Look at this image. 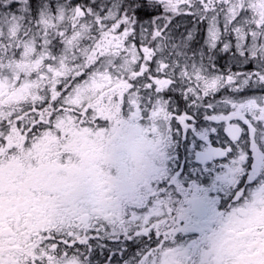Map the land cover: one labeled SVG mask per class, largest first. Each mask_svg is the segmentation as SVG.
<instances>
[{
  "label": "snow or ice",
  "instance_id": "6c2138e0",
  "mask_svg": "<svg viewBox=\"0 0 264 264\" xmlns=\"http://www.w3.org/2000/svg\"><path fill=\"white\" fill-rule=\"evenodd\" d=\"M0 264H264V0H0Z\"/></svg>",
  "mask_w": 264,
  "mask_h": 264
},
{
  "label": "trees",
  "instance_id": "16d2710c",
  "mask_svg": "<svg viewBox=\"0 0 264 264\" xmlns=\"http://www.w3.org/2000/svg\"><path fill=\"white\" fill-rule=\"evenodd\" d=\"M99 259L103 260V256H100Z\"/></svg>",
  "mask_w": 264,
  "mask_h": 264
}]
</instances>
